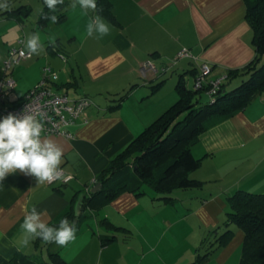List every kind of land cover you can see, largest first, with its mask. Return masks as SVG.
<instances>
[{"label":"crops","instance_id":"obj_1","mask_svg":"<svg viewBox=\"0 0 264 264\" xmlns=\"http://www.w3.org/2000/svg\"><path fill=\"white\" fill-rule=\"evenodd\" d=\"M109 1L116 21L100 13L111 29L101 39L86 34L89 18L95 14L83 15L78 5L71 8L73 0H66L65 16L55 24L37 21L44 0H8L9 9L0 10V76L7 48L14 44L18 27L25 35L30 18L35 26L32 31H38L43 43L39 55H30L14 67L16 85L8 93L10 100L34 86L42 67L49 65L58 70L50 82L55 91L72 97L86 95L92 101L84 111L88 121L71 125V136H42L64 148L61 167L72 174L68 182L37 184L34 177L19 172L0 182V263L21 255L49 260L42 242L35 239L20 245L25 213L36 207L46 213L47 223L67 215L76 224L80 212L87 213L76 224L74 241L64 247L47 243L58 249L64 264H238L243 231L229 224L228 233L217 237L226 227L230 194L238 189L264 193V90L255 92L242 109L202 131L191 145L200 163L190 176L202 181L200 189H174V200L164 201L145 185L143 193L122 192L94 211L83 200L110 160L177 99L179 77L186 81L188 73L194 82L196 63L176 58L180 48L190 49L199 62L210 64L209 78L239 70L253 58L245 3ZM23 5L29 8L24 19L11 15L12 9ZM53 38L54 44L50 43ZM148 59L157 66L172 64L169 88H162L165 74H140V64ZM128 88L130 92L119 103L112 99ZM210 243L209 255L196 258L198 248L202 252Z\"/></svg>","mask_w":264,"mask_h":264},{"label":"trees","instance_id":"obj_2","mask_svg":"<svg viewBox=\"0 0 264 264\" xmlns=\"http://www.w3.org/2000/svg\"><path fill=\"white\" fill-rule=\"evenodd\" d=\"M243 1L245 19L252 29L253 58L241 69L227 71L225 80L212 97H208L205 92L208 84L201 88L188 87L185 79L180 76L175 83L177 99L130 140L96 176L101 187L84 195V206L97 210L122 192L143 193L145 185L150 186L156 196L164 201L174 200V189L191 190L202 187V181L189 175L200 163V158L193 155L191 145L196 143L202 131L242 109L255 92L264 90V0ZM65 2L66 0L64 4ZM64 4L58 5L55 13L49 11L44 4L38 23L42 25L46 22L43 19L45 15L55 14L58 20L63 19ZM97 5L103 9L102 15L112 22L116 21L109 0H97ZM12 10L14 12L11 11V15L22 20L29 8L23 5ZM237 76H242L238 83L233 87H226ZM161 82L154 84L153 90ZM129 92L128 88L112 99L119 103ZM202 94L207 96V100L200 104ZM227 201L229 211L226 227L217 240L225 236L229 231L228 225L233 224L244 233L238 264H264V193L238 189L227 197ZM85 217L87 213L82 210L76 224ZM60 220L48 224L55 227ZM103 240L107 241L109 237H103ZM37 241L47 245L40 239H36ZM212 244L202 252L198 248L196 258H206L213 250ZM49 246V260L34 261L21 255L18 260L12 258L5 261V264H64L58 249L54 250Z\"/></svg>","mask_w":264,"mask_h":264},{"label":"clouds","instance_id":"obj_3","mask_svg":"<svg viewBox=\"0 0 264 264\" xmlns=\"http://www.w3.org/2000/svg\"><path fill=\"white\" fill-rule=\"evenodd\" d=\"M49 11L55 13L58 5L64 0H44ZM79 6L83 15L89 11L95 15L89 18L86 25L88 37L96 36L101 39L110 34V25L100 14L103 9L98 8L97 0H73L71 8ZM8 0H0V10H8ZM45 20L53 24L58 22V16L45 15ZM25 46L29 55H39L43 51V44L38 33H30L25 38ZM54 44V38L50 39ZM41 117V118H38ZM44 123L42 113L24 110L20 115L9 113L0 119V182L8 174L22 173L34 177L37 184L52 183L64 178L61 164L63 163L64 148L54 139L42 138ZM2 185V183H0ZM46 213L32 207L24 216L21 224V246H27L35 239L44 243H55L64 247L76 239V224L68 218H62L58 226H49L43 219Z\"/></svg>","mask_w":264,"mask_h":264},{"label":"built area","instance_id":"obj_4","mask_svg":"<svg viewBox=\"0 0 264 264\" xmlns=\"http://www.w3.org/2000/svg\"><path fill=\"white\" fill-rule=\"evenodd\" d=\"M24 41L25 35L22 33L17 38L16 43L7 48L5 57L1 63L0 119L7 116L9 113L20 115L25 109L34 113L39 112L42 113V120L44 123L42 136L55 134L69 137L71 136L69 131L71 125L86 123L88 121L84 115V111L92 101L86 95L70 97L66 93L55 91L50 86V82L57 78V74L51 66L45 65L42 67L40 80L23 95L14 100L9 99L8 93L16 85V80L12 73L13 69L21 60L30 56L27 49L24 48ZM182 57L190 58L192 62L196 63L193 87L201 88L204 84H208V88L205 92L208 97L214 96L223 80H225L226 74L209 78L208 74L211 69L210 64L205 61L199 62L198 57L186 47L180 48L176 53V58L179 59ZM174 62L175 61H173V64ZM171 65L163 64L157 66L153 59H148L140 64L139 72L143 76H145L148 71L161 74L168 70ZM61 169L63 170L64 178L59 180L66 183L70 180L72 174L66 172L62 167Z\"/></svg>","mask_w":264,"mask_h":264},{"label":"rangeland","instance_id":"obj_5","mask_svg":"<svg viewBox=\"0 0 264 264\" xmlns=\"http://www.w3.org/2000/svg\"><path fill=\"white\" fill-rule=\"evenodd\" d=\"M30 20H32L31 18H30ZM28 21L27 20V24H26V27H24L25 28V30H24V32H25V35H28V34H30V33H34L33 31H32V27H35V26H33V24H32V21ZM29 23V24H28ZM19 26V25H18ZM20 31V32H19ZM38 32V31H37ZM36 32V33H37ZM17 33H18V36L16 37V39H15V42H14V44L16 43V40H17V38L22 34V30L21 29H19V27H18V31H17ZM11 34V33H10ZM26 37V36H25ZM43 44V43H42ZM52 69H54L55 70V68H53V67H51ZM170 69V68H169ZM166 70L165 72H163V73H161V74H165V82L163 83V86H162V88H164V89H166V88H169L170 87V84H168V80L170 79V76H171V74H172V71L171 70ZM55 71H58V70H55ZM175 74H173L172 76H173V78H176L175 76H174ZM192 78H191V74H188V73H186V83L190 86L191 85V87L193 86V82H190V80H191ZM193 81V80H192ZM238 83V82H237ZM233 85H235V84H233ZM233 87V86H232ZM70 91H72L71 89H70ZM69 91V93H71ZM70 97H72V96H70ZM207 100V96L206 95H204V94H202L201 95V97H200V104L201 103H203V102H205ZM192 172V171H191ZM189 175H190V173H189ZM48 244L45 246L46 247V250L48 249ZM50 248H51V246H49ZM44 253H46V251H45V248H44Z\"/></svg>","mask_w":264,"mask_h":264},{"label":"water","instance_id":"obj_6","mask_svg":"<svg viewBox=\"0 0 264 264\" xmlns=\"http://www.w3.org/2000/svg\"><path fill=\"white\" fill-rule=\"evenodd\" d=\"M101 187V183L99 181L95 182L91 187V191H95Z\"/></svg>","mask_w":264,"mask_h":264}]
</instances>
